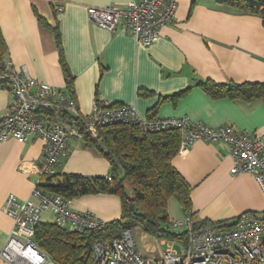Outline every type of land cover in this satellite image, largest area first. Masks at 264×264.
Wrapping results in <instances>:
<instances>
[{
	"label": "crops",
	"instance_id": "1",
	"mask_svg": "<svg viewBox=\"0 0 264 264\" xmlns=\"http://www.w3.org/2000/svg\"><path fill=\"white\" fill-rule=\"evenodd\" d=\"M130 1L138 0H0L6 58L36 81L65 94V77H73L80 116L88 114L98 98L106 106L131 104L144 118L158 105L155 117H187L210 128L230 125L264 136L263 100H214L197 86L208 80L264 83L261 17L238 11L226 0H176L174 20L149 47L135 43L128 32H108L88 19L87 8L124 6ZM58 7L63 10L57 12ZM36 14L50 29L38 23ZM52 29L58 33L61 52ZM181 91L184 94L174 102L159 103ZM10 105V95L0 88V120ZM68 144L69 157L55 173L109 175L108 161L83 140ZM43 146L37 138L0 144V251L12 228L5 200L9 194L19 201L32 199ZM172 164L192 187L190 213L195 222L231 224L243 214L264 213V196L254 178L230 174L233 162L224 144L196 141L179 151ZM70 206L105 223L120 218V201L114 195H86L70 201ZM0 264L6 263L0 259Z\"/></svg>",
	"mask_w": 264,
	"mask_h": 264
},
{
	"label": "built area",
	"instance_id": "2",
	"mask_svg": "<svg viewBox=\"0 0 264 264\" xmlns=\"http://www.w3.org/2000/svg\"><path fill=\"white\" fill-rule=\"evenodd\" d=\"M176 0H138L124 6L102 9L87 8L90 22L108 32H128L135 43L149 47L160 30L174 20ZM63 7H58L61 12ZM26 69L15 68L3 59L0 67V88L11 97L9 112L0 120V144L8 139L26 143L37 138L43 143L41 160L35 168L37 181L32 199L19 201L9 194L4 212L12 220L11 231L0 251L6 264H55L33 243L34 227L42 213L50 212L58 228L81 233L106 223L91 212L72 210L70 201L45 194L38 184L44 176L69 157L68 143L89 136L97 138L98 127L136 125L144 133L178 130L182 135L179 151L196 141L224 144L233 166L231 175H251L264 196V136L230 125L217 128L181 118H144L133 105L106 106L95 100L86 115L78 113L75 101L55 86L33 79ZM21 169V167H20ZM175 231H186L184 242L163 239L165 249L159 258L141 255L135 249L133 229H123L108 242L92 245L91 264H264V213L243 214L227 225L204 223L196 227L190 214L172 221Z\"/></svg>",
	"mask_w": 264,
	"mask_h": 264
},
{
	"label": "trees",
	"instance_id": "3",
	"mask_svg": "<svg viewBox=\"0 0 264 264\" xmlns=\"http://www.w3.org/2000/svg\"><path fill=\"white\" fill-rule=\"evenodd\" d=\"M224 3L238 11L260 16L264 24V0H226ZM36 16L42 27L50 29L41 17ZM51 31L55 34L61 52L58 33L53 29ZM6 54V45L0 33V67ZM65 82L66 95L74 101L73 77L66 75ZM197 86L214 100L229 98L243 102L257 99L264 101V83L218 84L208 80L199 82ZM184 92L161 98L159 103L174 102ZM139 95L147 94L139 92ZM157 106L147 114L148 118L155 117ZM95 131L96 139L83 136L82 140L86 147L96 150L108 161V176L95 178L53 173L44 176L38 187L45 194L60 196L67 201L86 195L117 196L120 201V218L98 229H87L81 233L58 228L52 222L39 221L34 227L32 238L35 246L55 264H91L92 245L97 241L111 242L125 228H139L143 234L157 242L163 239L184 242L186 231H175L168 214V201L175 198L181 212L193 218L190 213L192 187L172 164L179 153L181 133L178 130L144 133L136 125L127 124L102 126ZM195 223L196 227L204 224Z\"/></svg>",
	"mask_w": 264,
	"mask_h": 264
},
{
	"label": "rangeland",
	"instance_id": "4",
	"mask_svg": "<svg viewBox=\"0 0 264 264\" xmlns=\"http://www.w3.org/2000/svg\"><path fill=\"white\" fill-rule=\"evenodd\" d=\"M168 214L172 221L181 220L183 218L180 207L175 198H172L168 202ZM53 216L50 212L42 213L40 216V222H52ZM135 242V249L145 257H161L162 251L165 249L160 245V241H155L148 236H144L143 232L139 228H133L132 230Z\"/></svg>",
	"mask_w": 264,
	"mask_h": 264
}]
</instances>
